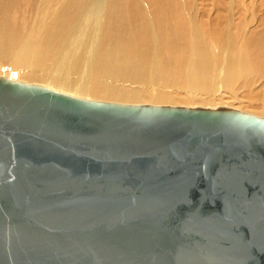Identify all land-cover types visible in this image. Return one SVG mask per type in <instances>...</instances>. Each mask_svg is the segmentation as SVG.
Returning a JSON list of instances; mask_svg holds the SVG:
<instances>
[{
  "label": "water",
  "instance_id": "obj_1",
  "mask_svg": "<svg viewBox=\"0 0 264 264\" xmlns=\"http://www.w3.org/2000/svg\"><path fill=\"white\" fill-rule=\"evenodd\" d=\"M0 85V264H264V117Z\"/></svg>",
  "mask_w": 264,
  "mask_h": 264
},
{
  "label": "bare ground",
  "instance_id": "obj_2",
  "mask_svg": "<svg viewBox=\"0 0 264 264\" xmlns=\"http://www.w3.org/2000/svg\"><path fill=\"white\" fill-rule=\"evenodd\" d=\"M111 1L0 0V65L20 72L0 78L87 101L101 97L135 104L178 98L215 105L224 93L239 102L243 96L237 88L264 79V23L234 45L237 38L227 37L216 20L195 24L187 16L186 0H120L117 5ZM142 5L149 17L134 14ZM5 90L0 85V118L5 116L1 112L10 111L1 104L15 101L32 105L30 111L40 108L71 119L89 113L76 103L64 105L35 93L22 100ZM251 105L264 114V103Z\"/></svg>",
  "mask_w": 264,
  "mask_h": 264
},
{
  "label": "rangeland",
  "instance_id": "obj_3",
  "mask_svg": "<svg viewBox=\"0 0 264 264\" xmlns=\"http://www.w3.org/2000/svg\"><path fill=\"white\" fill-rule=\"evenodd\" d=\"M119 1L120 0H112L111 3L114 5H117ZM145 1L152 2V0H145ZM169 1L176 2V3L180 1L181 3L182 1L184 2L185 0H169ZM184 4L183 5L185 6L186 13L191 14L187 16H190L192 20L194 19L193 22L195 24L205 23L206 21L214 22L216 20L215 23L221 26L224 30H226V33H228L227 37L229 36V37L237 38L234 45H239V43L247 37V35L249 34L248 32H250L253 28H257V27L259 28L261 22H262V25L264 23V0H186ZM147 5H148L147 3L146 5L144 4V6H147ZM155 7L156 6H154L153 4L150 5L151 9H155ZM137 10H140V11L137 13L136 11H134L135 15L141 14V15H145V17H149L147 16L149 15L148 12H146L147 10H145L143 5L141 9L137 8ZM151 15H154L153 12L151 13ZM262 25L260 26V28L262 27ZM19 74H20L19 70L15 67L13 68V66L11 67L9 64L0 65V75H7V76L11 75L10 77H12L14 75L18 76ZM250 85L252 88L249 87ZM237 89H238L236 91L237 94L241 92L239 93L240 95L238 96L240 97L243 96V98L242 97L240 98L239 102H235V100H233L232 97H230L228 94L227 96H225L224 95L225 93H224L223 94L224 97L223 96L222 98L220 97V99H218L217 102H215L217 103L216 105L213 103L211 104L190 103L189 104V103H184L185 101H182L178 98L173 99V101H168V102H165V101H161V102L152 101L151 102L150 100H143V102H137L135 104H141V103L155 104L156 103L155 105H183V106H189V107L190 106L191 107H196V106L217 107V106H222V105L226 106L229 104L230 107L240 109L245 112L257 114L259 116H264L263 113H260L261 109L259 108V106L251 105V104H254V102L255 104L264 103V79L263 77H261V79L257 78L255 79V81L253 80L252 82H248L246 85L241 86ZM95 100L115 101V102H121V103L134 104L133 102H130V101H124V100H118V99H112V98H101L100 97L99 99H95ZM252 100L254 101L252 102Z\"/></svg>",
  "mask_w": 264,
  "mask_h": 264
}]
</instances>
